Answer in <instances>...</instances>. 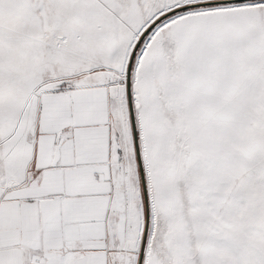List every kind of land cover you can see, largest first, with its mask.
Here are the masks:
<instances>
[{"label": "snow or ice", "instance_id": "snow-or-ice-1", "mask_svg": "<svg viewBox=\"0 0 264 264\" xmlns=\"http://www.w3.org/2000/svg\"><path fill=\"white\" fill-rule=\"evenodd\" d=\"M0 264H264V0H0Z\"/></svg>", "mask_w": 264, "mask_h": 264}]
</instances>
